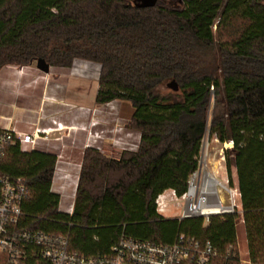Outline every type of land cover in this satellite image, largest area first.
<instances>
[{
    "label": "trees",
    "instance_id": "obj_1",
    "mask_svg": "<svg viewBox=\"0 0 264 264\" xmlns=\"http://www.w3.org/2000/svg\"><path fill=\"white\" fill-rule=\"evenodd\" d=\"M38 58L97 63L95 102H129L139 142L117 157L85 148L71 214L51 190L56 154L8 145L0 171L25 180L23 226L64 234L84 255L107 253L121 234L171 243L184 233L219 250L211 264H234L240 216L250 264H264V0H0V70ZM170 81L177 90L162 92ZM207 130L233 141L226 168L241 213L206 224L158 214V194L187 190Z\"/></svg>",
    "mask_w": 264,
    "mask_h": 264
},
{
    "label": "built area",
    "instance_id": "obj_2",
    "mask_svg": "<svg viewBox=\"0 0 264 264\" xmlns=\"http://www.w3.org/2000/svg\"><path fill=\"white\" fill-rule=\"evenodd\" d=\"M57 127H60L58 123ZM120 130L114 131L118 133ZM206 133L210 135L207 130L201 140L198 165L188 178L187 190L182 195H178L174 189H166L158 194L155 198L158 214L169 216L166 212L174 205L181 209L172 215L181 218L200 216L206 224L213 215L241 213L237 202L240 193L237 186L230 184L225 160V151L233 147V141L220 142L213 135L214 140L222 146L218 159L214 161L216 164L211 165L213 161L207 151L209 139L205 142ZM46 134L45 129L36 128L26 133L0 126V160L8 145L18 144L21 150H33L37 141L45 138ZM107 140L121 150H136L139 134L136 133V138L132 137L131 132L113 134L107 136ZM96 148L101 149V146ZM54 170L56 173L57 168ZM27 194L22 177L11 179L0 171V264H20L28 257L39 258L46 264H211L213 259L221 256L209 240H200L184 233L178 234L171 243L138 240L121 234L107 253L84 255L69 247L64 234L23 226L21 207ZM72 210L73 204L69 214ZM234 264H250V261L240 257Z\"/></svg>",
    "mask_w": 264,
    "mask_h": 264
},
{
    "label": "rangeland",
    "instance_id": "obj_3",
    "mask_svg": "<svg viewBox=\"0 0 264 264\" xmlns=\"http://www.w3.org/2000/svg\"><path fill=\"white\" fill-rule=\"evenodd\" d=\"M133 1L144 2V0ZM99 68L100 66L97 63L80 59H76L69 68L51 66L48 73L37 69L35 62L30 66L11 65L10 68L0 71V91L3 90L1 91L2 94H0V112L9 115L10 111L15 109L28 111L27 107L29 105L36 106L40 112L42 109H50L57 97L63 98L61 101L64 105L69 104L67 102L68 99L75 106H78L81 115L80 123L85 124L86 128L82 129L84 125L79 126V130H82L79 139H75L72 136L73 130L68 129L66 131L65 128L63 130L64 132L58 135V141L63 142L66 148L56 158H59L64 163L66 161L70 162V165L73 167L72 170L75 173L77 169L80 172L83 151L85 150L83 145L85 144H90V147L94 148L101 146V149L96 148L99 152L108 156L117 157L122 150L110 145L107 136L131 132L132 137L136 138L135 131H132L128 127L132 107L129 102L119 100H113L104 104H97L95 102ZM37 75L48 76L50 79L46 93L41 94L43 79L35 82L34 85L27 84L28 80ZM160 89L162 92H166L171 87L163 84ZM19 125L21 129L26 130L27 126L23 122ZM120 128V132L115 133L114 130ZM206 139H209L207 151L211 156V161H213L211 165H215L216 163L214 164V161L218 159L219 148L222 145L214 140L213 135L210 136L208 133H206L205 142ZM76 143H78L77 147L75 146ZM231 172L232 185L238 187L234 167H232ZM237 202L241 208L240 198L237 199ZM180 209V207L172 205L166 214L172 215L175 214L174 212L179 213ZM236 246L241 258L248 260L245 232L240 216L237 223Z\"/></svg>",
    "mask_w": 264,
    "mask_h": 264
},
{
    "label": "crops",
    "instance_id": "obj_4",
    "mask_svg": "<svg viewBox=\"0 0 264 264\" xmlns=\"http://www.w3.org/2000/svg\"><path fill=\"white\" fill-rule=\"evenodd\" d=\"M10 66L11 65H6L0 71L8 69ZM41 79L44 80L41 85V94H43L44 92H47L50 82L48 76L37 75L28 80L27 84L34 85L35 82H38ZM1 91L0 94H2ZM61 100H63V98L57 97L50 109H42L40 112L37 110L36 106L33 107L31 105L27 107L28 111L15 109L10 111L9 115H5L0 112V126L26 133H30L36 128L47 130L45 138L37 141L36 149L54 153L58 157V155H61L66 148V145L63 142L58 141V135H61V133L64 132L63 130L66 128V131H68V129L73 130L72 136L75 137V139H79V135L82 133V130H79V126L84 125V127L82 126V129L86 128L85 124L80 123L81 115L78 106H75V104L68 99L67 102L70 105H64ZM22 122L27 126L26 130L19 127V124ZM57 123L60 125L59 128L57 127ZM77 145L78 143L75 144L76 147ZM83 147L86 148L88 146L85 144ZM54 168H57V171L56 173L55 170L53 172L51 190L59 194V209L69 213V208L74 203L73 196H75L76 192L79 169H77L74 173L70 162L66 161L64 163L62 160H59V158H56ZM174 216L178 217V215H169L165 217Z\"/></svg>",
    "mask_w": 264,
    "mask_h": 264
},
{
    "label": "water",
    "instance_id": "obj_5",
    "mask_svg": "<svg viewBox=\"0 0 264 264\" xmlns=\"http://www.w3.org/2000/svg\"><path fill=\"white\" fill-rule=\"evenodd\" d=\"M154 0H144L143 3H151L153 2ZM35 65H36V68L39 69L40 71L44 72V73H48L49 72V69H50V65L45 61L44 58H38L36 61H35ZM167 86L168 87H171V89L173 90H177V85L174 81H170L167 83Z\"/></svg>",
    "mask_w": 264,
    "mask_h": 264
}]
</instances>
